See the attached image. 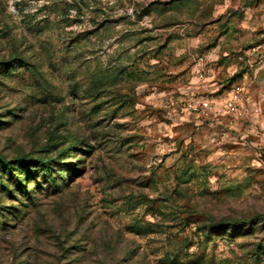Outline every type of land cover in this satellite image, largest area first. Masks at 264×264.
<instances>
[{
    "label": "rangeland",
    "instance_id": "rangeland-1",
    "mask_svg": "<svg viewBox=\"0 0 264 264\" xmlns=\"http://www.w3.org/2000/svg\"><path fill=\"white\" fill-rule=\"evenodd\" d=\"M0 159V264H264V0H0Z\"/></svg>",
    "mask_w": 264,
    "mask_h": 264
},
{
    "label": "built area",
    "instance_id": "built-area-1",
    "mask_svg": "<svg viewBox=\"0 0 264 264\" xmlns=\"http://www.w3.org/2000/svg\"><path fill=\"white\" fill-rule=\"evenodd\" d=\"M206 73H199V78L202 79ZM245 104V96L239 90L234 87L227 92L226 98L220 106L215 104L211 98H200L194 101H190L186 104L185 109L201 117H209L216 115V113H223V115L232 117H242ZM255 113L258 112L256 108L253 109Z\"/></svg>",
    "mask_w": 264,
    "mask_h": 264
},
{
    "label": "trees",
    "instance_id": "trees-1",
    "mask_svg": "<svg viewBox=\"0 0 264 264\" xmlns=\"http://www.w3.org/2000/svg\"><path fill=\"white\" fill-rule=\"evenodd\" d=\"M143 14L146 15V12L143 13ZM19 162H20L19 164L22 165L24 167V169H28L27 164H29L30 162L37 164L38 169H40L41 171H47L48 168H49L47 166V163L44 160H33V161H30V160H27L25 158H21V159H19ZM0 164H1V167H2L3 170H5L6 172H9V173L11 172L12 168L10 166V162H6V161H3V160L0 159ZM18 185L21 187V189L23 191H25L24 187L21 186V184H18Z\"/></svg>",
    "mask_w": 264,
    "mask_h": 264
}]
</instances>
